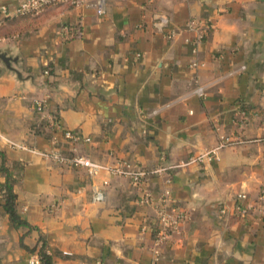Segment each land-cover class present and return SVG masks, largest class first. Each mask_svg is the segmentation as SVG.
Returning <instances> with one entry per match:
<instances>
[{"label":"crops","instance_id":"1","mask_svg":"<svg viewBox=\"0 0 264 264\" xmlns=\"http://www.w3.org/2000/svg\"><path fill=\"white\" fill-rule=\"evenodd\" d=\"M21 1L0 0V51L19 73L0 62V264H32L43 242L53 264H264V0H107L103 15L59 5L17 16ZM53 115L78 144L51 130ZM226 136L244 142L144 183L186 217L162 245L155 206L130 180L43 155L149 171ZM8 185L26 226L4 208Z\"/></svg>","mask_w":264,"mask_h":264},{"label":"built area","instance_id":"2","mask_svg":"<svg viewBox=\"0 0 264 264\" xmlns=\"http://www.w3.org/2000/svg\"><path fill=\"white\" fill-rule=\"evenodd\" d=\"M107 0H22L20 5L17 8V16L23 15H39L46 9L59 5H69L73 7H92L96 10L98 15H103L105 13ZM162 22H166L165 19H162ZM74 28L64 27L62 29L63 35L68 38L73 35ZM173 35H169L168 38H172ZM49 69H44L43 74L48 76ZM35 109L37 112H44L47 109V99L37 100L35 102ZM50 128L54 133H62L64 138L72 144H78L81 141V136L78 134L67 131L64 129L60 118L56 115L50 117ZM244 140L240 136H226L222 137L219 144L212 150L205 152L200 155H194L188 158L185 161H182L173 166L165 168H155L152 170H143L138 167H132L127 162H116L110 165H102L96 163L89 158L72 154L65 156L58 151L44 152L43 155L56 163L63 164L69 167L82 168L86 170L90 176H98L101 173H106L110 176H116L119 178H125L132 182L134 186L141 192L142 198L140 200L141 204L155 206L158 227L156 229V239L155 242L157 245L165 244L169 241L171 236L179 232V227L181 223L186 219L185 214L178 211L176 208L171 206L170 199L167 193H165L158 201H155L152 196L145 190L144 183L154 175H162L167 170L171 169H182L194 164H203L212 158H216L218 152L224 148L235 146L243 143ZM104 185H108V182H105ZM104 195L102 192H97L95 200H103ZM246 200L245 195H240L238 202L236 204L234 214L239 218H245L248 216L249 210L251 207L244 205ZM261 202L264 201V192L260 193ZM225 212V210H223ZM32 264H39V260H33Z\"/></svg>","mask_w":264,"mask_h":264},{"label":"trees","instance_id":"3","mask_svg":"<svg viewBox=\"0 0 264 264\" xmlns=\"http://www.w3.org/2000/svg\"><path fill=\"white\" fill-rule=\"evenodd\" d=\"M29 16V15H23ZM16 197L12 192L10 185L7 186V192L4 200V208L10 216V220L15 227L26 226L27 223L24 221L16 211L15 208ZM238 217V216H237ZM34 254L39 258V264H53V258L50 254L47 253L46 244L43 242L37 250L34 251Z\"/></svg>","mask_w":264,"mask_h":264},{"label":"water","instance_id":"4","mask_svg":"<svg viewBox=\"0 0 264 264\" xmlns=\"http://www.w3.org/2000/svg\"><path fill=\"white\" fill-rule=\"evenodd\" d=\"M0 62L4 65V67L7 70H10V71H13V72L19 74L18 71L13 67V64L18 63L17 58H13L11 56H8L6 53L0 51ZM2 71H3V69H0V74L2 73Z\"/></svg>","mask_w":264,"mask_h":264}]
</instances>
